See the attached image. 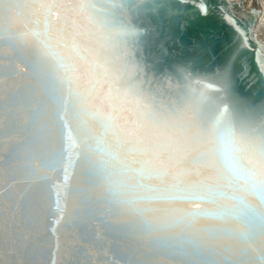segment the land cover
Listing matches in <instances>:
<instances>
[{"label":"clouds","instance_id":"clouds-1","mask_svg":"<svg viewBox=\"0 0 264 264\" xmlns=\"http://www.w3.org/2000/svg\"><path fill=\"white\" fill-rule=\"evenodd\" d=\"M175 11L174 0H0V41L48 94L41 126L59 161L33 162L43 198L17 219L20 248L54 241L87 207L194 264H262L264 107L234 103L231 61L175 59Z\"/></svg>","mask_w":264,"mask_h":264},{"label":"water","instance_id":"water-1","mask_svg":"<svg viewBox=\"0 0 264 264\" xmlns=\"http://www.w3.org/2000/svg\"><path fill=\"white\" fill-rule=\"evenodd\" d=\"M205 3L207 13L201 10ZM174 8L175 15L166 23L172 49L179 53L175 59H194L201 70L231 61L234 103L264 107V65L257 52L258 44H264L258 30L261 8L239 0H174ZM253 10L258 16L251 15ZM229 13L241 29L250 31L247 48L225 19ZM250 21L254 27L249 28ZM22 65L30 67L24 53L10 40L0 41V264H194L182 249L131 240L125 225L87 207L54 241L33 235L23 248L18 241L13 243L18 217L35 215L43 198L44 182H33V162L42 168L59 162L48 155L47 133L41 126L48 94Z\"/></svg>","mask_w":264,"mask_h":264},{"label":"snow or ice","instance_id":"snow-or-ice-1","mask_svg":"<svg viewBox=\"0 0 264 264\" xmlns=\"http://www.w3.org/2000/svg\"><path fill=\"white\" fill-rule=\"evenodd\" d=\"M106 3H112V0H105ZM202 12L203 13H207L208 12V7L207 4L205 3L202 6ZM251 15L253 17L258 16V12H256L255 10L252 11ZM225 19L232 24V26L234 27V29L241 35V38L244 42V47L247 48L248 45V39L251 38L250 37V31L246 30V29H241L240 26L236 23L235 18L229 13L228 15L225 16ZM254 27V21H250L249 22V28ZM257 52H258V59L260 60L261 64L264 65V44H258L257 47ZM262 71H264V67L261 68ZM258 259L262 262V264H264V255L258 257Z\"/></svg>","mask_w":264,"mask_h":264},{"label":"bare ground","instance_id":"bare-ground-1","mask_svg":"<svg viewBox=\"0 0 264 264\" xmlns=\"http://www.w3.org/2000/svg\"><path fill=\"white\" fill-rule=\"evenodd\" d=\"M244 1L247 5H253L261 8V13L258 22V30L264 36V7L261 6L260 0H239Z\"/></svg>","mask_w":264,"mask_h":264}]
</instances>
